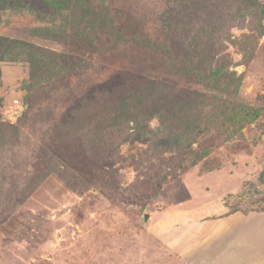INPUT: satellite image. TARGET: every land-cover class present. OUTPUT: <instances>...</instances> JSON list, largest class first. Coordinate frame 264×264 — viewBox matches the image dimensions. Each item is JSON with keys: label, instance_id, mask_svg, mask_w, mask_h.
Segmentation results:
<instances>
[{"label": "rangeland", "instance_id": "rangeland-1", "mask_svg": "<svg viewBox=\"0 0 264 264\" xmlns=\"http://www.w3.org/2000/svg\"><path fill=\"white\" fill-rule=\"evenodd\" d=\"M221 249L264 264V0H0V264Z\"/></svg>", "mask_w": 264, "mask_h": 264}, {"label": "crops", "instance_id": "crops-1", "mask_svg": "<svg viewBox=\"0 0 264 264\" xmlns=\"http://www.w3.org/2000/svg\"><path fill=\"white\" fill-rule=\"evenodd\" d=\"M227 244H228V243H227ZM227 244H224V245L228 246ZM222 251H223V250L221 249V250L219 251V253L217 254L219 257L215 256L216 260L219 261L220 264H222V263H221V261H222ZM217 261H216V262H217ZM222 262H223V261H222Z\"/></svg>", "mask_w": 264, "mask_h": 264}, {"label": "water", "instance_id": "water-1", "mask_svg": "<svg viewBox=\"0 0 264 264\" xmlns=\"http://www.w3.org/2000/svg\"><path fill=\"white\" fill-rule=\"evenodd\" d=\"M150 218H151L150 215H146V216H145V221L147 222Z\"/></svg>", "mask_w": 264, "mask_h": 264}]
</instances>
